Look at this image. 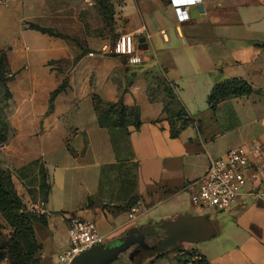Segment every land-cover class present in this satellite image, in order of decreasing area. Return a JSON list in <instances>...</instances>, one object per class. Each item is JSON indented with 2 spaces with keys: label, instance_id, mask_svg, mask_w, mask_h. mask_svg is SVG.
Returning <instances> with one entry per match:
<instances>
[{
  "label": "crops",
  "instance_id": "1",
  "mask_svg": "<svg viewBox=\"0 0 264 264\" xmlns=\"http://www.w3.org/2000/svg\"><path fill=\"white\" fill-rule=\"evenodd\" d=\"M85 1L35 0L27 19L65 37L32 29L35 51L8 57L16 74L10 137L30 141L23 153L42 157L51 186L46 204L16 187L28 209L48 216L47 227L34 224L39 264H58L71 216L94 222L109 244L133 227L197 215L186 185L205 175L211 159L264 141V50L257 47L264 0H113L116 33L144 40L147 56L136 67L106 51L112 32L98 30ZM230 79L247 81L254 93L227 98L214 112L208 96ZM168 84L195 120L176 139L163 112ZM94 97L137 108L140 127H115L111 117L100 125ZM215 220L219 237L171 248L148 264H183V251L207 264H264L263 202L243 197Z\"/></svg>",
  "mask_w": 264,
  "mask_h": 264
},
{
  "label": "trees",
  "instance_id": "2",
  "mask_svg": "<svg viewBox=\"0 0 264 264\" xmlns=\"http://www.w3.org/2000/svg\"><path fill=\"white\" fill-rule=\"evenodd\" d=\"M107 10L104 11V16H107ZM37 31L43 34L52 36L65 37L59 33H54L53 30L44 29L36 26ZM264 50V45H258ZM65 86H61L53 93V98L56 97ZM167 100L164 104L163 112L167 116V121L170 125L171 137L176 139L179 137L182 130L195 123L188 114L185 107L180 103L177 98L174 87L168 84L165 90ZM254 93L253 87L243 79H230L221 82L213 88L208 96L209 107L216 112L218 105L227 98L245 97ZM51 100V105L53 101ZM95 111L99 116L100 125H102L101 117H111L114 121L115 127L125 128L129 122L138 129L141 125L139 110L137 108H130L119 102L116 104L104 103L100 98L94 97ZM53 107V105H52ZM53 110V108H52ZM7 124L4 119L0 117V144L7 140ZM69 152L76 156L74 150L68 147ZM40 189L43 192V203L46 204L51 191V186L48 183L47 171L41 174ZM0 214L6 224L11 229L10 238V251L9 261L10 264H39L40 254L43 249L42 245L38 242L34 231V224L40 223L41 225L48 226L47 214H40L36 210L28 209L23 199L18 195L15 184L13 182L12 174L9 171L0 168ZM162 236H166V232H156L154 235L147 238L150 245H154L160 241ZM164 252L156 251L155 259H162ZM197 256L195 251L179 252V261L183 264H207L204 257L199 260L193 261V257ZM1 260V257H0ZM114 264H134L128 259L120 256L119 260Z\"/></svg>",
  "mask_w": 264,
  "mask_h": 264
},
{
  "label": "rangeland",
  "instance_id": "3",
  "mask_svg": "<svg viewBox=\"0 0 264 264\" xmlns=\"http://www.w3.org/2000/svg\"><path fill=\"white\" fill-rule=\"evenodd\" d=\"M112 1L86 0L85 2L87 5H94L95 11L90 13L93 24L102 33L105 30H110L112 32L111 40L114 42L120 34L116 33V11ZM32 3L34 4L35 0H0V117L5 120L8 132L6 142L0 144V168L11 172L15 187L25 191L30 198L29 202L36 203L38 200L43 202V192L40 189V185L41 174L46 169L41 162L42 157L38 156V158L32 159L31 155L23 153V150L29 145L30 141L27 139H16L15 135L17 134L15 133L14 137H10V128L8 125L9 115L14 105L15 97L11 86L16 75L10 69L8 57L16 49H25L27 53H33L35 51V42L32 35L38 33L32 31V29H36V25L30 19H27L29 17L27 7ZM105 10L108 12L106 17L104 16ZM102 25H104L103 29H101ZM25 29L31 30L25 31ZM29 48L30 50H28ZM142 53L147 56V52L143 51ZM66 83L64 81V85L61 86H65ZM53 93L51 98H53ZM52 108L51 105L49 113L52 112ZM206 213L212 214L214 217L221 214L215 213L212 210H208ZM2 219L0 214V264H10L9 251L12 231L5 221L4 223L1 221ZM164 237L162 236L160 240ZM181 246L182 244H179L173 248L178 249ZM130 252L128 251L123 254V258L128 259ZM155 254L156 251L144 250L135 258L134 262L137 264H148L151 259L155 258Z\"/></svg>",
  "mask_w": 264,
  "mask_h": 264
},
{
  "label": "built area",
  "instance_id": "4",
  "mask_svg": "<svg viewBox=\"0 0 264 264\" xmlns=\"http://www.w3.org/2000/svg\"><path fill=\"white\" fill-rule=\"evenodd\" d=\"M142 46L133 35L124 33L106 51L136 67L144 62ZM185 190L190 193L191 204L198 215L208 214V210L219 214L228 212L243 197L264 203V141L232 149L211 159L205 175L189 182ZM67 233L69 246L58 264H71L83 252L107 243L94 222L77 216L68 218ZM199 259L197 255L192 260Z\"/></svg>",
  "mask_w": 264,
  "mask_h": 264
},
{
  "label": "water",
  "instance_id": "5",
  "mask_svg": "<svg viewBox=\"0 0 264 264\" xmlns=\"http://www.w3.org/2000/svg\"><path fill=\"white\" fill-rule=\"evenodd\" d=\"M139 43L143 45L144 40H139ZM156 232H166V236L154 245L148 244L147 238ZM220 234L212 214L180 216L158 224L133 227L117 241L97 245L83 252L71 264H114L128 251H131L129 260L134 262L144 250L165 252L178 244L205 243Z\"/></svg>",
  "mask_w": 264,
  "mask_h": 264
},
{
  "label": "snow or ice",
  "instance_id": "6",
  "mask_svg": "<svg viewBox=\"0 0 264 264\" xmlns=\"http://www.w3.org/2000/svg\"><path fill=\"white\" fill-rule=\"evenodd\" d=\"M177 3L181 2V0H176ZM185 2H191V0H185Z\"/></svg>",
  "mask_w": 264,
  "mask_h": 264
}]
</instances>
